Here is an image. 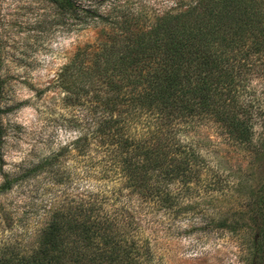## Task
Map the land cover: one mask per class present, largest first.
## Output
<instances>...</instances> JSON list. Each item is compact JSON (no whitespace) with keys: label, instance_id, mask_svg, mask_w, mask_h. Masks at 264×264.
Segmentation results:
<instances>
[{"label":"trees","instance_id":"16d2710c","mask_svg":"<svg viewBox=\"0 0 264 264\" xmlns=\"http://www.w3.org/2000/svg\"><path fill=\"white\" fill-rule=\"evenodd\" d=\"M42 1L68 26L107 27L57 75L64 98L80 101L89 118L44 160L48 166L73 146L81 180L96 184L69 209L50 212L28 245H0V264H142L148 247L138 245L140 208L128 206L131 196L164 208L175 190L203 179L205 160L183 131L210 121L232 140L250 142L254 118L239 97L245 62L264 51V0H178L153 15L116 0ZM256 194L257 225L264 181ZM260 238L245 264H264Z\"/></svg>","mask_w":264,"mask_h":264},{"label":"rangeland","instance_id":"374dc122","mask_svg":"<svg viewBox=\"0 0 264 264\" xmlns=\"http://www.w3.org/2000/svg\"><path fill=\"white\" fill-rule=\"evenodd\" d=\"M116 1L152 15L178 2ZM50 6L42 0H0V245H28L50 212L69 209L96 184L81 180L73 146L48 166L44 160L72 142L80 119L89 118L80 101L64 98L57 75L107 27L68 26L51 16ZM244 71L239 103L254 118L250 142L196 120L183 135L205 160L202 181L175 190L169 207L155 210L131 196L128 206L140 208L134 219L142 235L138 245L148 247L142 264H245L253 240H264V230L258 231L264 214L257 225L254 216L264 181V51L249 56Z\"/></svg>","mask_w":264,"mask_h":264}]
</instances>
